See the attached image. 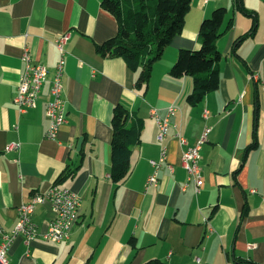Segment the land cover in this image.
I'll use <instances>...</instances> for the list:
<instances>
[{
	"label": "crops",
	"instance_id": "1",
	"mask_svg": "<svg viewBox=\"0 0 264 264\" xmlns=\"http://www.w3.org/2000/svg\"><path fill=\"white\" fill-rule=\"evenodd\" d=\"M102 1L0 0V224L11 230L23 203L83 162L74 177L58 183L82 197L69 238L53 242L43 236L55 213L50 202L39 204L33 218L40 235L29 246L19 235L9 247L10 262L198 264L200 258L202 264H236L237 259L264 264V0H241L248 14L237 0H192L182 33L154 63L146 90L136 86L138 72L123 58L98 50L119 28ZM219 7L228 9L227 30L218 40L220 86L192 105L187 97L193 77H173L170 70L181 49L201 47V23ZM67 31L63 84L68 120L58 137L50 139L47 109L60 59L56 39ZM242 35L246 37L235 52L234 42ZM26 48L35 61L47 65L49 75L36 106L23 112L15 96ZM119 103L144 122L130 173L120 183L111 177L112 117ZM171 104L179 110L164 143L174 170L163 163L159 182L148 187L154 172L150 160L158 159L162 148L150 111L156 107L164 115ZM206 124L213 129L202 149L204 184L196 192L193 183L183 188L186 145L175 134L180 130L193 145ZM13 143L18 147L9 150Z\"/></svg>",
	"mask_w": 264,
	"mask_h": 264
},
{
	"label": "trees",
	"instance_id": "2",
	"mask_svg": "<svg viewBox=\"0 0 264 264\" xmlns=\"http://www.w3.org/2000/svg\"><path fill=\"white\" fill-rule=\"evenodd\" d=\"M237 1L239 8L248 14L241 0ZM102 6L116 17L119 28L115 36L98 45L99 52L104 56L123 58L132 70L138 72L136 86L146 90L154 63L162 58L175 36L182 33L192 0H103ZM227 12L226 7H219L210 17L205 18L199 31L201 47L181 49L171 67L170 74L173 77H193V90L187 97L192 105L202 102L209 92L220 86L222 53L218 48V40L227 30L224 27ZM254 27L255 23L250 33ZM245 37L246 35H242L235 40V52ZM255 97L257 118L260 112L258 92ZM143 126V120L133 118L124 103L114 107L111 137V177L114 182H122L130 173L134 145L141 140ZM255 129L257 131V127ZM256 144L257 139L250 148ZM82 164L83 162L74 168L68 167L59 176L57 183L74 177ZM245 213L244 211L243 215ZM131 243L135 245V237L131 239ZM145 264L165 263L151 260ZM236 264L256 263L237 259Z\"/></svg>",
	"mask_w": 264,
	"mask_h": 264
},
{
	"label": "built area",
	"instance_id": "3",
	"mask_svg": "<svg viewBox=\"0 0 264 264\" xmlns=\"http://www.w3.org/2000/svg\"><path fill=\"white\" fill-rule=\"evenodd\" d=\"M70 32L61 33L56 39V45L60 51V59L56 66V71L52 79L51 99L48 102L47 113L50 117V124L46 131V137L56 139L63 124L67 122L66 98L64 95L63 72L68 53L67 44L70 40ZM22 59L25 62V70L22 74L18 93L15 96V102L19 105L21 111L25 112L29 108L36 106L41 95L43 85L46 82L49 69L47 65L37 62L33 59L28 48L25 49ZM179 107L175 104L169 105L166 114L162 115L158 108L153 107L150 111L151 116L156 119L159 125L158 140L162 143L160 157L151 159L154 172L147 180V186L156 185L159 182V169L163 163L167 162L168 168L173 171V164L167 161L168 147L164 143L168 136L172 124V117L176 115ZM209 110L205 109L204 117L208 118ZM178 127V125H174ZM213 126L206 124L193 145H188L187 139L180 130L176 131L175 136L182 145H186L182 154V164L187 171V183H193L196 192H200L204 184L203 169L201 165L202 149L209 141ZM18 143L8 145V149L18 147ZM82 197L70 186L58 187L54 184L48 191L35 193L28 202L19 207V218L11 230L5 229L0 224V264H12L10 262L8 251L13 241L19 236H23L25 243L29 246L31 242L40 235L37 222L33 218V213L39 204L50 202L55 218L52 220L48 231L43 236L53 242H62L69 238L71 229L80 217V206ZM198 264H202L198 258Z\"/></svg>",
	"mask_w": 264,
	"mask_h": 264
},
{
	"label": "bare ground",
	"instance_id": "4",
	"mask_svg": "<svg viewBox=\"0 0 264 264\" xmlns=\"http://www.w3.org/2000/svg\"><path fill=\"white\" fill-rule=\"evenodd\" d=\"M203 181H204V174H203ZM58 187H66L65 185L58 184Z\"/></svg>",
	"mask_w": 264,
	"mask_h": 264
}]
</instances>
